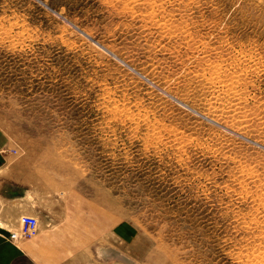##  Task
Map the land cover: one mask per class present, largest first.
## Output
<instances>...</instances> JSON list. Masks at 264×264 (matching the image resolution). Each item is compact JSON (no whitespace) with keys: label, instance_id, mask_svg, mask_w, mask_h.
Masks as SVG:
<instances>
[{"label":"rangeland","instance_id":"rangeland-1","mask_svg":"<svg viewBox=\"0 0 264 264\" xmlns=\"http://www.w3.org/2000/svg\"><path fill=\"white\" fill-rule=\"evenodd\" d=\"M0 140L99 261L264 264V0H0Z\"/></svg>","mask_w":264,"mask_h":264},{"label":"crops","instance_id":"crops-1","mask_svg":"<svg viewBox=\"0 0 264 264\" xmlns=\"http://www.w3.org/2000/svg\"><path fill=\"white\" fill-rule=\"evenodd\" d=\"M25 164L0 140V264H106L104 258L99 261L97 257L105 254L106 240L109 233L113 236V229L100 228L90 219L78 227L66 225V208L60 195L34 193L20 184L28 170ZM23 215L37 218L39 232L19 248L5 238ZM75 233H79L76 245Z\"/></svg>","mask_w":264,"mask_h":264},{"label":"built area","instance_id":"built-area-1","mask_svg":"<svg viewBox=\"0 0 264 264\" xmlns=\"http://www.w3.org/2000/svg\"><path fill=\"white\" fill-rule=\"evenodd\" d=\"M20 222V232L10 236V239L28 238L33 237L37 233V220L31 216H21Z\"/></svg>","mask_w":264,"mask_h":264},{"label":"bare ground","instance_id":"bare-ground-1","mask_svg":"<svg viewBox=\"0 0 264 264\" xmlns=\"http://www.w3.org/2000/svg\"><path fill=\"white\" fill-rule=\"evenodd\" d=\"M38 223V222H37ZM20 232V231H19Z\"/></svg>","mask_w":264,"mask_h":264}]
</instances>
